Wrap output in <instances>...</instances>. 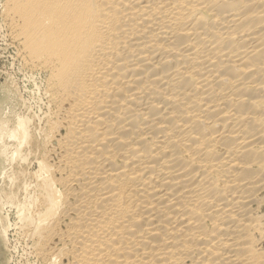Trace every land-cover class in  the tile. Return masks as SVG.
Listing matches in <instances>:
<instances>
[{"label": "bare ground", "instance_id": "1", "mask_svg": "<svg viewBox=\"0 0 264 264\" xmlns=\"http://www.w3.org/2000/svg\"><path fill=\"white\" fill-rule=\"evenodd\" d=\"M1 13L44 78L36 146L15 117L37 166L15 208L40 264H264V0Z\"/></svg>", "mask_w": 264, "mask_h": 264}, {"label": "rangeland", "instance_id": "2", "mask_svg": "<svg viewBox=\"0 0 264 264\" xmlns=\"http://www.w3.org/2000/svg\"><path fill=\"white\" fill-rule=\"evenodd\" d=\"M3 2L0 0V264H40L31 242L27 243L21 233L15 208L26 185L34 183L32 173L37 168L29 149L20 148L15 117L29 119V130L35 137L30 146H36L46 113L44 78L22 65L19 49L10 42L1 18Z\"/></svg>", "mask_w": 264, "mask_h": 264}]
</instances>
